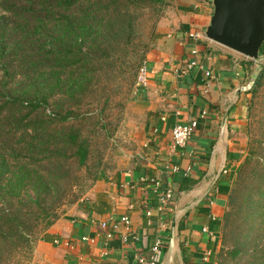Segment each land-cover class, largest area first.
<instances>
[{"label": "trees", "instance_id": "obj_1", "mask_svg": "<svg viewBox=\"0 0 264 264\" xmlns=\"http://www.w3.org/2000/svg\"><path fill=\"white\" fill-rule=\"evenodd\" d=\"M166 2L0 0V264H31L62 208L79 201L76 189L97 180L107 126L97 130L99 116L87 107L127 69L138 76L143 64L110 68L125 58L142 11ZM253 76L249 114L264 89V63ZM248 147L217 264H264V138Z\"/></svg>", "mask_w": 264, "mask_h": 264}, {"label": "crops", "instance_id": "obj_2", "mask_svg": "<svg viewBox=\"0 0 264 264\" xmlns=\"http://www.w3.org/2000/svg\"><path fill=\"white\" fill-rule=\"evenodd\" d=\"M178 2L179 15L168 21L145 60L148 85L137 87L128 106L129 147L115 168L101 173L90 202L41 236L31 264H148L158 239L163 244L157 264H217L222 219L244 154L239 146L247 134L252 70L245 57L187 37L202 34L211 4ZM192 120L197 128L184 153L173 150V129ZM175 166L181 172L173 173ZM156 179L163 190L174 191L161 209ZM123 217L131 224L128 240ZM103 222L109 228L102 229ZM111 229L113 238L107 239Z\"/></svg>", "mask_w": 264, "mask_h": 264}, {"label": "rangeland", "instance_id": "obj_3", "mask_svg": "<svg viewBox=\"0 0 264 264\" xmlns=\"http://www.w3.org/2000/svg\"><path fill=\"white\" fill-rule=\"evenodd\" d=\"M165 1H167L166 6L149 7L142 11L140 18L136 22L137 25L134 40L132 44L126 48L127 53L124 51L125 58L116 67L112 66L110 68L111 71H115V73L118 74L121 71H125L124 67L127 68L129 64L140 66L145 62L148 53L157 43L156 40L158 36L163 30L169 28V22H171L174 16L177 17V15H179L180 9L178 0ZM115 56L113 58L114 60L116 59ZM263 63L264 60L259 63L254 62L252 66H250L254 78L259 73ZM126 72L127 75L124 79L122 78L117 82L102 88L101 92H99V98L101 100L99 102L100 104L97 102V104L87 107L89 109L93 108L95 114L99 116L96 119H99V123H97L96 126L97 130L102 124L107 126V129H103L100 133V136L102 137L107 133L108 139L103 141L102 168L99 176L102 172H108L115 168L117 160L121 157L124 147L125 149L129 147L128 143L125 144V137L127 136L128 130L126 120L127 115H129L128 106L130 105L134 92L137 89V70L133 69V71L130 72V70L127 69ZM1 76L2 74L0 72V82ZM250 79L251 76L248 75V80L253 83V78L252 80ZM254 101L255 104L253 105L248 118L247 134H245L244 139L241 140L242 145L239 146L240 148H244V154L241 153L242 156H240L242 162L247 155L249 148L248 145L251 141L264 138V89L261 90L260 94ZM99 176L97 180L99 179ZM97 180L85 181L80 188L76 189V192H80L79 201L73 205L64 206L61 210L60 220L76 211L79 205L90 202L91 190L97 183Z\"/></svg>", "mask_w": 264, "mask_h": 264}, {"label": "water", "instance_id": "obj_4", "mask_svg": "<svg viewBox=\"0 0 264 264\" xmlns=\"http://www.w3.org/2000/svg\"><path fill=\"white\" fill-rule=\"evenodd\" d=\"M212 15L203 38L250 61L264 60V0H207Z\"/></svg>", "mask_w": 264, "mask_h": 264}, {"label": "built area", "instance_id": "obj_5", "mask_svg": "<svg viewBox=\"0 0 264 264\" xmlns=\"http://www.w3.org/2000/svg\"><path fill=\"white\" fill-rule=\"evenodd\" d=\"M187 37L195 42H199L200 40H204L203 35L199 32H191L187 35ZM193 54H197V50L193 51ZM195 66V63L191 64V67ZM149 82V65L145 61L142 65V67L139 70L138 76H137V87H146ZM197 128V122L195 120H192L188 125H177L172 131V141H173V150L175 151H181L184 153V150L187 147V144L191 137L193 136L194 132L196 131ZM190 168H187V171H189ZM173 173H178L181 172V168L178 166H175L172 168ZM226 173V172H224ZM153 183L155 185V189L157 191V194L160 196V209L168 205L170 201L173 198L174 191L172 188L167 187L164 188L161 185L160 180L158 181L153 180ZM153 215V208H150L146 212L147 217H152ZM120 222L124 225L125 227V233L122 234L125 240H128V238L131 235V224L130 220L128 217H123ZM102 229H107L109 228L108 223L103 222L101 224ZM113 230H119L118 225H112ZM110 230L109 233H107V239H112L113 238V230ZM203 233H210L209 228H204ZM83 241H90L93 242L92 240H89L88 238H83ZM55 244H58V241L55 242ZM163 241L162 239H158L155 243V245L152 248V253L151 256L148 258V264H157V255L160 253L161 247H162Z\"/></svg>", "mask_w": 264, "mask_h": 264}]
</instances>
